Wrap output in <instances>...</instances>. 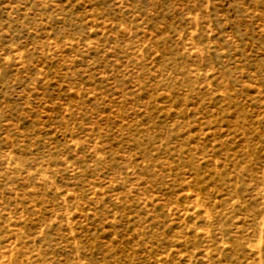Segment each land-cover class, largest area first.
Instances as JSON below:
<instances>
[{
    "label": "rangeland",
    "instance_id": "obj_1",
    "mask_svg": "<svg viewBox=\"0 0 264 264\" xmlns=\"http://www.w3.org/2000/svg\"><path fill=\"white\" fill-rule=\"evenodd\" d=\"M0 264H264V0H0Z\"/></svg>",
    "mask_w": 264,
    "mask_h": 264
}]
</instances>
